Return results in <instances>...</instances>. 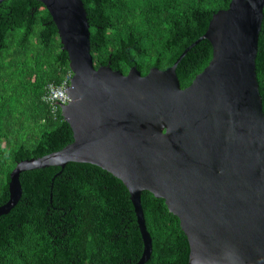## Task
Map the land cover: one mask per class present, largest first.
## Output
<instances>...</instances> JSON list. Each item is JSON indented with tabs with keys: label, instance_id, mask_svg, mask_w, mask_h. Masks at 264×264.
Instances as JSON below:
<instances>
[{
	"label": "water",
	"instance_id": "obj_1",
	"mask_svg": "<svg viewBox=\"0 0 264 264\" xmlns=\"http://www.w3.org/2000/svg\"><path fill=\"white\" fill-rule=\"evenodd\" d=\"M31 1L45 7L68 56L70 102L60 115L73 142L16 165L0 216L21 198V173L90 164L129 194L143 246L136 264L152 253L143 192L177 218L188 264H264V114L255 66L264 0H230L171 67L145 76L136 67L126 75L94 68L81 0ZM203 40L211 60L181 89L176 67Z\"/></svg>",
	"mask_w": 264,
	"mask_h": 264
},
{
	"label": "trees",
	"instance_id": "obj_2",
	"mask_svg": "<svg viewBox=\"0 0 264 264\" xmlns=\"http://www.w3.org/2000/svg\"><path fill=\"white\" fill-rule=\"evenodd\" d=\"M95 69L126 75L166 70L202 37L230 0H81ZM210 44L192 47L176 67L181 89L208 65ZM45 7L31 0L0 4V207L9 200L10 174L23 161L62 150L72 132L44 96L69 71ZM264 114V9L256 55ZM22 195L0 216V264H136L142 240L129 194L112 175L68 163L20 174ZM152 253L145 264H188L189 248L164 201L141 194Z\"/></svg>",
	"mask_w": 264,
	"mask_h": 264
},
{
	"label": "built area",
	"instance_id": "obj_3",
	"mask_svg": "<svg viewBox=\"0 0 264 264\" xmlns=\"http://www.w3.org/2000/svg\"><path fill=\"white\" fill-rule=\"evenodd\" d=\"M71 77L72 74L69 72L59 86L50 85L46 90L44 102L49 105L51 112L54 114L57 110H60L61 106H65L70 102V99L66 95V90L69 86Z\"/></svg>",
	"mask_w": 264,
	"mask_h": 264
}]
</instances>
